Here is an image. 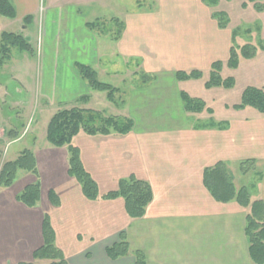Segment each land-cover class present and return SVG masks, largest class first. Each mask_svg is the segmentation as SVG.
Returning <instances> with one entry per match:
<instances>
[{"label": "crops", "instance_id": "0c3cea01", "mask_svg": "<svg viewBox=\"0 0 264 264\" xmlns=\"http://www.w3.org/2000/svg\"><path fill=\"white\" fill-rule=\"evenodd\" d=\"M11 1L17 17L0 15V35L4 31L17 33L12 29L16 22L26 32L29 26L24 18L33 17L31 22L38 27V90L46 100V107L52 101L60 102L63 109L73 108L74 102L81 101L80 108L94 109L91 101L98 91L80 78L75 66L93 67L103 55L112 69L119 58L127 60L143 55L147 59L146 71L154 74L155 80L146 87L138 85L131 99H119L123 102L120 109L126 110L129 101L133 106L129 114H113L133 120L130 133L88 135L82 132L72 141L80 150L86 171L98 184L100 197L96 200L88 199L77 179L69 174L68 147H55L47 141L49 122L41 134L34 136L30 150L36 157L38 176L20 170L12 186H0V264H50L33 256L45 242L42 231L45 216L50 218L56 245L69 264H136L138 251L145 255L146 264H254L245 233L247 209L236 201H217L206 188L203 177L207 167L223 161L237 188L246 187L252 201L264 200V113L252 107L236 109L235 104L226 106L225 117H217L207 110L188 112L181 93L196 97L190 94L189 80L180 82L177 78V72L182 69H200L190 65L177 67L182 66L184 59L182 56L177 59L174 54L187 51L189 60L204 64L201 69L206 70L214 61L205 59L207 51L196 47L197 42L204 43L209 36L210 26L218 30L213 13L202 0H193L198 8H194L196 17L201 21L193 29L196 33L189 36L191 41L185 51L176 50L184 46V40L174 36L177 33L188 36L187 31L167 30L166 17L151 14L152 20L147 21L143 15H131L118 40L113 42L119 52L105 51L103 55L97 36H107V20L111 17L116 26L119 21L123 23L113 17L114 0ZM117 1V4L125 2ZM167 16L172 21L176 15ZM97 22L99 25L90 27L89 24ZM90 29L103 30L91 32ZM154 38L160 43L155 48ZM145 41L148 49L142 46ZM215 45L224 51L221 57L227 65L232 38H217ZM205 46L207 49L208 45ZM235 70L236 81L237 76H243L238 73L244 71L253 82L247 87L264 88V47L255 57L240 60ZM129 73L139 77L138 70ZM67 78H71L73 92H65L66 97L63 91H67ZM86 95L89 100L82 101ZM190 117L210 122L193 123ZM22 136L18 130L8 131L5 125H0V139L9 138L8 144L19 141ZM42 141L45 142L41 145ZM249 160L256 162L252 179L246 178L251 171H241V163ZM21 175L23 178L18 180ZM131 176L147 181L153 190V200L140 218L128 215L123 198H103L118 189L121 179ZM36 181L41 186L40 200L35 207H28L18 200V195ZM52 192L57 202L52 200ZM122 233L127 237L130 251L127 256L112 259L107 248L120 242Z\"/></svg>", "mask_w": 264, "mask_h": 264}, {"label": "rangeland", "instance_id": "374dc122", "mask_svg": "<svg viewBox=\"0 0 264 264\" xmlns=\"http://www.w3.org/2000/svg\"><path fill=\"white\" fill-rule=\"evenodd\" d=\"M168 1L170 0H125L123 4H117L118 1L114 0L112 4V14L114 18H118L123 21L124 28L128 23L129 18H131V15H143L144 21L152 20L150 18L151 14L158 15L160 18H163L161 16L164 15L166 17L164 25L166 26L167 30L169 28H179V30L182 32H188H185V34L188 36L180 35L178 33L176 36H174V38L179 41L184 40V46L176 50L185 51V46L191 41L189 36H191L192 32L196 33L193 29H196L201 21L196 17V10L198 8L196 7L193 0H175L173 3H171V5L168 4ZM41 2L43 3V0ZM190 2L194 7L191 6L192 4H186ZM203 4L204 6L206 5L204 2ZM257 4L258 6H264V0H219L216 6L206 5L209 8L208 11L210 13L216 12L220 15L216 18H213L214 21L217 22L216 24L218 30H215L212 26H210L208 29L209 36L204 39V43L208 45L207 49L203 42H197L196 47L197 49L203 48L207 51L205 59H214V61L210 63L211 67L214 62L223 63L221 71L223 78L233 76V74L235 75L236 70L235 68H231L226 65L225 61H223L221 56L224 54V51L220 50V45H217V47L215 45L217 38L219 40L220 37L222 38L230 36L232 38L231 48L234 47L238 53H240L241 47L247 44L254 46L257 50V53L264 47V10L259 11ZM219 12H224V15ZM168 14L176 15V19L174 18L171 21L167 16ZM110 18L107 20V36H97L100 41L99 49L102 55L105 51L119 52V48L115 43H113L115 42L113 37L117 32V27L116 24L110 20ZM26 25L29 26V30L26 32L22 28V24L18 22L13 23L12 29L18 34H22L24 37L29 39L32 45V50L28 52L23 51L18 47H13L11 50V57L7 61V65H0V125H5L8 131L11 129L18 130L19 135L23 134L19 141L12 142L10 144H8V141H10L9 138L0 139V167L2 163H5V161L14 160L25 149H32L34 136L41 134L44 125L48 124V122L51 120V118L50 120H46L47 117H49L52 113H56L63 109L60 107V102L52 101H50L51 103L49 102L46 107L45 98L39 94V60L37 45L38 27H35L34 23L32 22L27 23ZM102 30L103 29L100 31ZM89 31L96 32L99 30L92 31L90 29ZM153 43V48L160 45L158 39L156 38L153 39ZM148 45V42L145 41L142 46L145 49H148ZM174 56H177V59L182 56L183 58H181L184 59L180 63L182 66L177 67L183 68L187 65H190L191 67H197L196 69H200L202 71V77L195 79L198 81L197 83L191 82L194 79L189 80V84L192 85L190 94L196 98L206 101L207 106H209L211 110L213 109L212 112L215 113L217 117H225L224 114H228L226 111L227 105H231L232 107V105L241 102L244 89L249 83H253L249 74H245L244 71H240L238 74L243 76H237L238 80L232 88L226 89L224 87H213L208 91L205 89L206 87L203 85V83L209 79L211 67L209 68L210 70L201 69V67H204V64L200 65V62L196 64L190 61L189 53L187 51L182 54H174L173 57ZM239 58L240 60L246 59L240 57V55ZM146 60L147 59L143 55L129 57L127 60L124 58H119V60L113 66L114 69H112L111 66H109L110 62L106 60L103 55L102 60L96 65H93V67L97 70L100 81L120 88V92L117 94L118 99H121L122 97L125 100H129L131 99L133 91L138 87V85L141 87H146L148 84H150V82L155 80V75L146 71ZM75 69H78V65L75 66ZM136 70L139 71V77H132L129 72ZM182 71L185 70L182 69ZM13 76H15L16 79L13 78ZM80 78L85 80L81 74ZM70 79L71 78L66 79L65 87L67 88V91H63V93L68 92L71 94V92H73V84ZM184 81L188 82V80H182L180 82ZM65 94L67 97V93ZM81 104V101L73 103V105L76 107H81ZM64 105L65 104H62L63 107H66ZM91 105L94 107V110L98 109L99 111L104 112L106 115H124L125 113L129 114L131 109H133L130 101L128 102L126 110L120 109V105L118 107V105L108 100L107 92L105 91H98L96 97L91 101ZM204 110L207 109L205 108ZM233 110L234 109L232 108L229 111ZM190 118L193 119V123L201 124L210 122V120L202 121L195 119L194 117ZM188 121L191 123L190 120ZM44 142L45 141H42L41 145L44 144ZM254 169L255 165L253 167L250 165L248 172L251 171V173H249L250 175L246 177L247 179H252L254 174L252 171ZM22 178L23 175H21L18 180H21ZM13 188L15 187H12L11 189Z\"/></svg>", "mask_w": 264, "mask_h": 264}, {"label": "trees", "instance_id": "16d2710c", "mask_svg": "<svg viewBox=\"0 0 264 264\" xmlns=\"http://www.w3.org/2000/svg\"><path fill=\"white\" fill-rule=\"evenodd\" d=\"M206 5H217L219 0H202ZM256 1V0H250ZM259 11L264 10V6H258ZM224 15V12H219ZM0 15L14 19L17 17L15 6L11 0H0ZM213 18L220 16L213 13ZM31 15L24 18L25 24L30 23ZM222 19V17H221ZM119 20H117L118 22ZM221 23V22H220ZM222 24V23H221ZM90 27L99 25V22L89 24ZM117 32L113 39L118 40L124 25L117 23ZM13 47H18L23 51L30 52L32 45L28 38L22 34L4 31L0 35V65H3L11 57ZM257 50L252 45H244L240 53L232 47L227 65L237 68L240 57L250 59L256 56ZM223 63L214 62L210 70V77L205 83L207 89L213 87L232 88L236 79L233 76L223 78L221 75ZM81 76L86 80L92 90L107 92L109 101L116 105H121L117 94L120 88L112 84L99 80L97 71L90 65L78 64ZM202 71H178V80L199 79ZM182 100L188 112L200 113L206 108V102L202 99L192 98L187 93H181ZM89 100L86 95L82 101ZM236 109L252 107L264 113V88L248 86L244 89L241 102L233 106ZM208 112H212L210 108ZM134 122L131 118L115 115H106L104 112L94 109L80 107L65 108L56 112L47 127V141L55 147H68L69 152V174L77 179L82 187L83 194L91 200L100 197L97 182L86 171L80 156V150L72 141L78 134L84 132L88 135H110L112 133L127 134L132 131ZM1 159V154H0ZM256 162L249 160L241 163V171L247 173ZM250 164V165H249ZM20 170L28 171L38 176L37 161L34 153L30 149H25L14 160L6 161L0 167V186L10 187L17 179ZM204 184L212 196L219 202L236 201L243 208L247 209L245 233L249 243V254L254 264H264V200L252 201L249 190L246 187L237 188L233 177L225 162L220 161L214 166L207 167L204 171ZM41 195L40 182L36 181L27 185L18 195V200L28 207H35ZM52 200L57 202L55 193H51ZM121 197L125 201V208L131 218H140L145 215L148 205L153 200V190L151 185L135 176L123 178L119 182L117 190L110 191L103 196L105 199H115ZM44 244L38 248L33 256L35 260H48L50 264H69L60 248L56 245V235L52 227L50 218L45 216L43 222ZM130 246L125 234H121L120 242L107 248V253L112 259L127 256ZM136 264H146V257L142 252H136ZM21 264H35L21 263Z\"/></svg>", "mask_w": 264, "mask_h": 264}]
</instances>
